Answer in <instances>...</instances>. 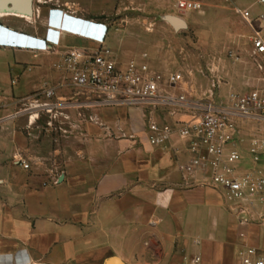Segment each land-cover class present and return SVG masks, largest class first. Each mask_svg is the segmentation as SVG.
<instances>
[{"label": "crops", "instance_id": "crops-1", "mask_svg": "<svg viewBox=\"0 0 264 264\" xmlns=\"http://www.w3.org/2000/svg\"><path fill=\"white\" fill-rule=\"evenodd\" d=\"M177 1L0 0V50H11L9 73L24 79L18 88L0 89V264H105L113 257L126 264H239L244 243H264V225L245 227L248 237H240L244 228L223 189L185 179L190 153L178 134L160 145L149 142L152 120L162 124L189 115L127 105L71 107L67 113L76 110L81 122L63 141L38 123L40 111L16 108L51 86L61 100H74L69 75L53 63L68 47L98 46L69 33L63 17V26L56 24L61 19L52 17L53 9L108 23L105 42L120 61L147 53L159 70L168 69L167 55L182 48L166 15L183 18L188 28L206 8L220 14L233 5L240 22L232 37L245 22L250 36L264 35V24H257L264 12L252 11L264 0H193L203 3L195 12L178 10ZM49 26L61 31L57 52L5 45L15 32L43 38ZM257 75L246 62L245 84H255ZM19 159L43 160L51 172L24 168Z\"/></svg>", "mask_w": 264, "mask_h": 264}, {"label": "built area", "instance_id": "built-area-1", "mask_svg": "<svg viewBox=\"0 0 264 264\" xmlns=\"http://www.w3.org/2000/svg\"><path fill=\"white\" fill-rule=\"evenodd\" d=\"M176 8L201 11L203 3L178 0ZM51 14L60 17V21H54L59 25L63 17L69 33L95 41L98 46L68 47L53 63L55 69L69 75L76 88L74 100L65 102L56 87H46L25 98L27 110L46 112L54 120L58 116L69 117L66 109L71 107L94 109L119 105L149 109L152 113L167 109L173 116L189 115L162 124L152 120L149 142L160 145L174 133L186 142L190 158L182 167L185 179L193 176L201 185L224 190L244 228L240 232L242 239L248 237L245 227L264 225V165L249 169L240 165V147L245 142L241 124L245 119L264 118V35L255 32L251 36L257 83L246 91L231 89L223 99L219 93L221 78L214 77L210 87L199 94L182 71L156 69L147 53L120 61L105 42L108 23L68 16L59 9H53ZM260 19L264 22V14ZM60 32L53 26L47 28L43 38L15 32L14 40L6 41L5 45L55 52L61 42ZM229 55L234 61L242 62L236 48L229 49ZM13 83L16 84V79ZM249 150L257 163L262 161L264 137H253ZM19 161L25 168L29 167L27 161ZM195 260L199 261L200 257ZM239 264H264V243H244Z\"/></svg>", "mask_w": 264, "mask_h": 264}, {"label": "rangeland", "instance_id": "rangeland-1", "mask_svg": "<svg viewBox=\"0 0 264 264\" xmlns=\"http://www.w3.org/2000/svg\"><path fill=\"white\" fill-rule=\"evenodd\" d=\"M226 2L229 3V1ZM251 4L252 2L248 5L250 6ZM224 8L222 7V9ZM234 8L235 6L233 7V5L226 7L225 12L221 11L220 14L206 8L205 11L196 14L197 16L193 19L192 24L186 29L179 30L175 38L176 43L182 48L178 47L173 53L167 55L168 60L171 62L169 64L171 66L168 69L182 71L186 79L198 90L199 94H202L210 87L214 77L222 80L219 93L223 99L231 89L246 91L254 87V83L249 84L247 82L245 84V63H252L254 70H256L252 58L251 25L249 22H247L248 24L245 22L244 31L240 32L236 37H232L231 31H234V28L236 29L237 27V22H240V17L235 13ZM252 11L254 13L264 12V3L255 5ZM252 21L255 22L256 20L253 19ZM257 24L262 27L264 22L261 20ZM170 34H174V32ZM231 48H236L239 51L242 62H236L230 57L229 49ZM12 61H14V56L11 50H0V89L6 86L18 88L24 82L23 77L20 79V76H18L20 73L18 74L17 71L11 72L12 75H10L8 65ZM13 79H16V84L13 83ZM18 81L20 83L16 87ZM253 81L257 83V77ZM33 94L31 93V95ZM16 104L19 106H16L17 109L24 108V102H16ZM72 113V115L68 114L69 117L58 116V119L54 120L50 118L48 113L41 112L38 123L46 129L51 130L52 128L51 132H57L58 136L64 141L66 135H70L69 130L81 122V116L76 110H72ZM16 120L22 123V119L16 118ZM55 128L57 130H54ZM241 128L245 137V142L240 147L242 155L240 165L242 169L246 168L245 164H249L247 169L264 165V155L262 157L263 161L257 163L249 150L253 137H264V118L256 120L245 119V122L241 124ZM48 152V149L42 151L43 154L49 156ZM46 163L49 165V160H46ZM33 166L44 167L47 172H51L50 165H44L43 160L39 163L29 162L27 169H31Z\"/></svg>", "mask_w": 264, "mask_h": 264}, {"label": "water", "instance_id": "water-1", "mask_svg": "<svg viewBox=\"0 0 264 264\" xmlns=\"http://www.w3.org/2000/svg\"><path fill=\"white\" fill-rule=\"evenodd\" d=\"M165 19L169 22V23H171V25L176 29V30H180V29H184V28H186L187 27V23H186V21L183 19V18H181V17H179V16H177V15H166L165 16ZM113 261H116V262H118L119 264H126V263H124L123 261H121L119 258H117V257H113V258H111L110 260H108L105 264H112V262Z\"/></svg>", "mask_w": 264, "mask_h": 264}]
</instances>
